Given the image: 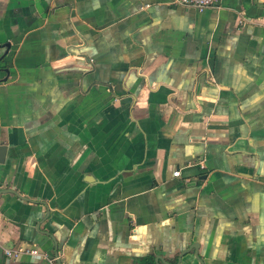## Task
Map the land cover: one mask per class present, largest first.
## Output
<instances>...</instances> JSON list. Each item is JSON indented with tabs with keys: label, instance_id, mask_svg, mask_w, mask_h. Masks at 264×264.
Returning a JSON list of instances; mask_svg holds the SVG:
<instances>
[{
	"label": "crops",
	"instance_id": "0c3cea01",
	"mask_svg": "<svg viewBox=\"0 0 264 264\" xmlns=\"http://www.w3.org/2000/svg\"><path fill=\"white\" fill-rule=\"evenodd\" d=\"M0 58V264H264V0H0Z\"/></svg>",
	"mask_w": 264,
	"mask_h": 264
},
{
	"label": "built area",
	"instance_id": "2783aa9c",
	"mask_svg": "<svg viewBox=\"0 0 264 264\" xmlns=\"http://www.w3.org/2000/svg\"><path fill=\"white\" fill-rule=\"evenodd\" d=\"M174 3L192 6L199 11L205 10L206 8L212 7L216 4L217 0H173ZM173 173L175 175L179 174V170H174ZM4 254L7 257L17 259L23 254H27L33 257L45 258L48 259L51 257L46 251L39 248L36 245L24 244L15 247L4 248ZM58 258V255L52 256L51 260L55 261Z\"/></svg>",
	"mask_w": 264,
	"mask_h": 264
},
{
	"label": "water",
	"instance_id": "95a60500",
	"mask_svg": "<svg viewBox=\"0 0 264 264\" xmlns=\"http://www.w3.org/2000/svg\"><path fill=\"white\" fill-rule=\"evenodd\" d=\"M3 44H4L5 46H8V47H9L10 42L5 41ZM1 58H3V57H1ZM1 58H0V59H1ZM0 67H1V66H0ZM5 155H6V146H5L4 144H0V162H2V161L4 160Z\"/></svg>",
	"mask_w": 264,
	"mask_h": 264
}]
</instances>
